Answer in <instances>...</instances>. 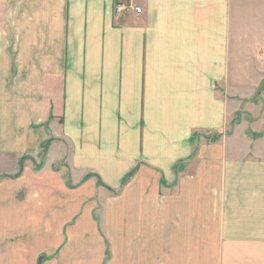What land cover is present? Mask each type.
Listing matches in <instances>:
<instances>
[{
    "label": "crops",
    "instance_id": "obj_1",
    "mask_svg": "<svg viewBox=\"0 0 264 264\" xmlns=\"http://www.w3.org/2000/svg\"><path fill=\"white\" fill-rule=\"evenodd\" d=\"M262 80L264 0H0V264H264Z\"/></svg>",
    "mask_w": 264,
    "mask_h": 264
},
{
    "label": "rangeland",
    "instance_id": "obj_2",
    "mask_svg": "<svg viewBox=\"0 0 264 264\" xmlns=\"http://www.w3.org/2000/svg\"><path fill=\"white\" fill-rule=\"evenodd\" d=\"M260 86L264 88V80H262L259 86L250 85L248 88L259 89ZM239 90L243 91L242 88H240ZM230 98L234 103L230 104L231 110L229 123L224 133L226 137L230 138L231 141L237 143V146H239V150L241 151L243 148H245V146L247 147V145H251V143L252 146L253 143L258 144L260 141L256 142L255 140L264 135V93L259 94L258 92H256V90H247L243 94H237L231 91ZM45 123H47V125L49 126L48 119L45 121ZM58 128L59 127L57 126L55 121L52 125V128H50L49 126V131L47 132L48 140H45V142L41 144V149L39 152L40 154L35 161V164L38 170L41 166L50 164L53 168L63 170L64 174L67 177H70L69 179H72V174L68 163L70 147L69 144H67V141L61 140L60 137L56 134ZM214 139L216 140L217 138ZM260 145H264V142H261ZM253 148L254 147H252V149ZM262 148L264 149V146H262ZM43 149L47 151L52 150V152H54V158L53 156H47L46 152L45 156L43 154L41 156V151ZM61 150H63L62 152H64V154L66 155L62 157L63 160H61L60 158L62 154ZM24 161L25 160L20 161L21 166L24 164ZM103 182L104 181L100 180L99 178L96 181L97 187H100L99 190L103 191L104 193L98 195V198L101 199L108 197V193H105V191L102 190L104 185ZM122 183H124V181ZM100 191H98V193ZM102 208V206H98L96 208V212L99 214L100 210H103Z\"/></svg>",
    "mask_w": 264,
    "mask_h": 264
},
{
    "label": "built area",
    "instance_id": "obj_3",
    "mask_svg": "<svg viewBox=\"0 0 264 264\" xmlns=\"http://www.w3.org/2000/svg\"><path fill=\"white\" fill-rule=\"evenodd\" d=\"M136 10H137V12H139V11H140V9H138V8H137Z\"/></svg>",
    "mask_w": 264,
    "mask_h": 264
}]
</instances>
